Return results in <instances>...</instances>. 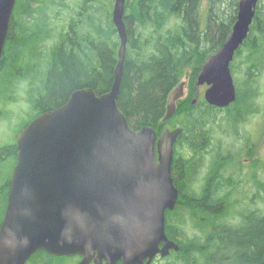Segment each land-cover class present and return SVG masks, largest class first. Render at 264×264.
Wrapping results in <instances>:
<instances>
[{
	"label": "trees",
	"instance_id": "1",
	"mask_svg": "<svg viewBox=\"0 0 264 264\" xmlns=\"http://www.w3.org/2000/svg\"><path fill=\"white\" fill-rule=\"evenodd\" d=\"M239 1L125 0L127 44L118 108L134 130L149 126L159 135L164 127L182 128L172 165L179 197L166 213V234L179 251L171 252L165 264H264V186L258 207L238 210L239 182L221 166L220 143H211L219 113L233 124L257 113L248 105L254 90L240 91L234 78L236 100L229 107L217 109L203 98L191 105L201 67L231 32ZM114 3L16 0L0 60V224L16 164L17 133L38 114L61 107L75 90L90 88L96 95L110 90L120 46ZM242 51L245 83L252 88L253 77L264 70V16L258 6L235 58ZM183 80L188 95L163 123L168 97ZM206 153L212 170L197 190ZM78 260L36 251L26 264Z\"/></svg>",
	"mask_w": 264,
	"mask_h": 264
},
{
	"label": "water",
	"instance_id": "2",
	"mask_svg": "<svg viewBox=\"0 0 264 264\" xmlns=\"http://www.w3.org/2000/svg\"><path fill=\"white\" fill-rule=\"evenodd\" d=\"M259 1H239L231 32L201 67L195 88L207 86L203 98L210 106L224 109L236 100L230 64ZM15 2L0 0V60ZM124 5L115 0L112 14L120 46L110 90H75L16 136L0 264H26L36 251L79 255L78 264H152L179 251L166 235L165 215L179 197L172 165L182 128H163L159 135L149 126L134 130L118 108L127 44ZM185 85L170 93L163 123L175 114Z\"/></svg>",
	"mask_w": 264,
	"mask_h": 264
},
{
	"label": "rangeland",
	"instance_id": "3",
	"mask_svg": "<svg viewBox=\"0 0 264 264\" xmlns=\"http://www.w3.org/2000/svg\"><path fill=\"white\" fill-rule=\"evenodd\" d=\"M258 8L264 16V0H260ZM205 15H202V23L204 22ZM244 51L237 56L234 60L235 66V81L241 86L240 91L247 88L254 90L255 98L250 104V109L257 113L252 116H244L243 121L232 123L231 119L222 121L223 113H219L217 123L215 124V131L211 137V143L217 145L220 143V155L225 158L221 161V166L226 170V176H231L239 183L234 191L235 195L239 197L240 204L237 209H252L259 206L260 201L257 197L263 195L264 186V70L261 75L257 74L253 77L252 88L247 87L246 82V65L243 64ZM252 80V79H251ZM246 85V86H245ZM205 87L196 90V93L202 95ZM188 95V89L185 85L184 96ZM27 119V117H25ZM24 119V120H25ZM221 120V121H219ZM19 125V124H18ZM18 125L14 130L18 128ZM9 135L13 137V131ZM179 147V146H177ZM180 152H186L185 146L179 147ZM205 154L204 166L199 172L200 184L197 190H200L202 183L208 177L210 157ZM221 166H218V171H221ZM212 170V169H211ZM221 174V173H220ZM233 193V194H234ZM78 263V261L76 262ZM164 260L157 259L153 264H165ZM63 264H72L69 261H64Z\"/></svg>",
	"mask_w": 264,
	"mask_h": 264
},
{
	"label": "flooded vegetation",
	"instance_id": "4",
	"mask_svg": "<svg viewBox=\"0 0 264 264\" xmlns=\"http://www.w3.org/2000/svg\"><path fill=\"white\" fill-rule=\"evenodd\" d=\"M176 145V144H175ZM176 147V146H175Z\"/></svg>",
	"mask_w": 264,
	"mask_h": 264
}]
</instances>
